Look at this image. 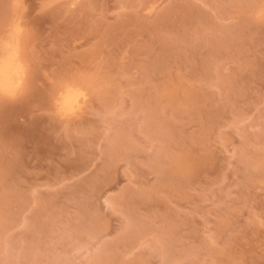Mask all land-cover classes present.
<instances>
[{"label":"rangeland","instance_id":"374dc122","mask_svg":"<svg viewBox=\"0 0 264 264\" xmlns=\"http://www.w3.org/2000/svg\"><path fill=\"white\" fill-rule=\"evenodd\" d=\"M11 39L0 264H264V0H0Z\"/></svg>","mask_w":264,"mask_h":264},{"label":"bare ground","instance_id":"6f19581e","mask_svg":"<svg viewBox=\"0 0 264 264\" xmlns=\"http://www.w3.org/2000/svg\"><path fill=\"white\" fill-rule=\"evenodd\" d=\"M3 47L2 55H0V90L6 93H13L20 84L22 66L18 59L15 41L11 39ZM61 91L63 92L58 96L60 110L64 113L74 112L75 108L84 99V94L79 89L73 87H67Z\"/></svg>","mask_w":264,"mask_h":264}]
</instances>
